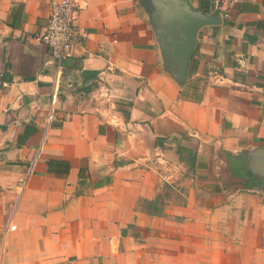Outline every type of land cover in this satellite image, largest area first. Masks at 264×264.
<instances>
[{
    "label": "crops",
    "instance_id": "0c3cea01",
    "mask_svg": "<svg viewBox=\"0 0 264 264\" xmlns=\"http://www.w3.org/2000/svg\"><path fill=\"white\" fill-rule=\"evenodd\" d=\"M191 2L222 18L190 58L200 100L163 69L141 0H88L61 69L39 39L49 0H0V264H264L246 159L264 147V0Z\"/></svg>",
    "mask_w": 264,
    "mask_h": 264
},
{
    "label": "water",
    "instance_id": "95a60500",
    "mask_svg": "<svg viewBox=\"0 0 264 264\" xmlns=\"http://www.w3.org/2000/svg\"><path fill=\"white\" fill-rule=\"evenodd\" d=\"M160 49L163 69L181 86L188 80L189 62L200 29L222 18L196 8L191 0H141ZM252 177L264 191V147L246 154Z\"/></svg>",
    "mask_w": 264,
    "mask_h": 264
},
{
    "label": "built area",
    "instance_id": "2783aa9c",
    "mask_svg": "<svg viewBox=\"0 0 264 264\" xmlns=\"http://www.w3.org/2000/svg\"><path fill=\"white\" fill-rule=\"evenodd\" d=\"M238 0H230L237 2ZM229 0H212L215 9H226ZM88 0H49L50 15L44 31L39 35V39L46 44L51 52L52 57L57 61L58 68H62L63 62L73 55L74 45L76 43L77 22L81 12L87 8ZM86 38L87 34L82 33ZM6 86L7 83L5 82ZM59 100V91L55 87L51 94V108L46 117V126L43 139L36 150L35 157L25 177L20 179V190H24L28 178L31 175L35 162L41 157L42 149L45 144L46 133L56 119V104ZM10 229L16 226L9 224Z\"/></svg>",
    "mask_w": 264,
    "mask_h": 264
},
{
    "label": "trees",
    "instance_id": "16d2710c",
    "mask_svg": "<svg viewBox=\"0 0 264 264\" xmlns=\"http://www.w3.org/2000/svg\"><path fill=\"white\" fill-rule=\"evenodd\" d=\"M201 8L203 9V11H208V10L204 9V7H201ZM184 85L185 86H184L183 90L180 92L181 97L186 98V99L194 98L197 100H200L202 98V96H203L202 89H201L199 84H197V85L193 84L192 85V82L187 81ZM229 159L231 161V168H232L231 171L234 175H236L237 172H236V170H234V165H240L241 162L242 163H244V162H243V160H239V158H236V157L233 158V157L229 156ZM51 164H52V162H51ZM69 168H70V164L66 163L65 171L66 172L69 171ZM141 204L146 209L153 210L154 213H161V211L163 210L162 207L159 205L158 199H154V200L143 199V200H141Z\"/></svg>",
    "mask_w": 264,
    "mask_h": 264
}]
</instances>
